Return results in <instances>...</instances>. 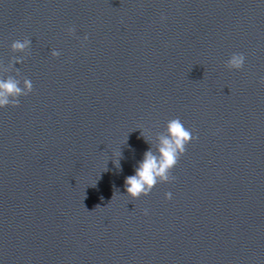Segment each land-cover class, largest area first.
Here are the masks:
<instances>
[{"label": "water", "instance_id": "95a60500", "mask_svg": "<svg viewBox=\"0 0 264 264\" xmlns=\"http://www.w3.org/2000/svg\"><path fill=\"white\" fill-rule=\"evenodd\" d=\"M8 77L0 264H264V0H0ZM176 117L174 179L129 198Z\"/></svg>", "mask_w": 264, "mask_h": 264}, {"label": "clouds", "instance_id": "9594fccd", "mask_svg": "<svg viewBox=\"0 0 264 264\" xmlns=\"http://www.w3.org/2000/svg\"><path fill=\"white\" fill-rule=\"evenodd\" d=\"M73 31L71 27L68 28L69 33ZM85 39H87L86 36ZM28 43H30L28 40L13 41L11 48L23 50ZM59 54L57 49H53L51 52L54 57ZM244 62L245 55L243 53L233 52L224 63L227 68L238 70L243 67ZM261 79L264 81V77ZM31 90L32 82L30 79L24 81L23 88L19 87L18 82L11 77L0 79V108L18 104V97L27 95ZM193 138L191 130L185 127L179 117L169 119L166 123L165 134L159 138L156 151L154 152L151 147L146 149L133 172L125 176L124 189L126 195L136 199L142 194H148L157 182H169L174 179L170 175V170L185 152L186 144ZM171 195V192H165V199L171 198Z\"/></svg>", "mask_w": 264, "mask_h": 264}]
</instances>
